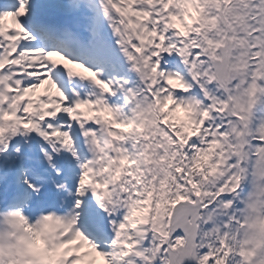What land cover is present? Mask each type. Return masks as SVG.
I'll list each match as a JSON object with an SVG mask.
<instances>
[{
    "label": "snow or ice",
    "instance_id": "6c2138e0",
    "mask_svg": "<svg viewBox=\"0 0 264 264\" xmlns=\"http://www.w3.org/2000/svg\"><path fill=\"white\" fill-rule=\"evenodd\" d=\"M0 264H264V0H0Z\"/></svg>",
    "mask_w": 264,
    "mask_h": 264
}]
</instances>
